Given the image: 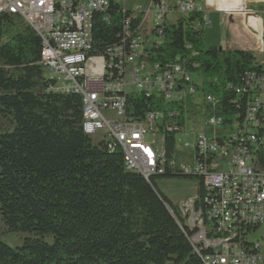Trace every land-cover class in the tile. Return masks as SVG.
I'll use <instances>...</instances> for the list:
<instances>
[{
    "label": "built area",
    "instance_id": "2783aa9c",
    "mask_svg": "<svg viewBox=\"0 0 264 264\" xmlns=\"http://www.w3.org/2000/svg\"><path fill=\"white\" fill-rule=\"evenodd\" d=\"M206 1L143 0L128 7L127 0H0V13L18 16L35 31L47 90L79 94L82 131L122 150L127 170L146 180L197 179L193 194L168 209L177 220L185 217L180 227L203 264H264V241L252 238L264 224V60H257L261 70L241 78L235 93L244 100L233 103L228 120L217 114L219 99L204 91L190 45L171 61L148 60L149 48L161 44L163 26L196 11V26L211 24ZM249 1L215 8L254 18L258 11ZM251 2L264 11V0ZM111 3L124 15L120 42L92 54L93 17ZM138 45H145V55H138ZM131 95L151 97L152 108L133 116ZM190 115L201 116L199 127H189ZM161 134H169V145H161ZM194 195H202V204H194Z\"/></svg>",
    "mask_w": 264,
    "mask_h": 264
},
{
    "label": "trees",
    "instance_id": "16d2710c",
    "mask_svg": "<svg viewBox=\"0 0 264 264\" xmlns=\"http://www.w3.org/2000/svg\"><path fill=\"white\" fill-rule=\"evenodd\" d=\"M123 16L117 3L94 15L92 54L120 42ZM197 20L199 11L163 26L148 60L171 61L190 45L204 91L228 120L244 100L235 93L241 78L261 69L252 50L206 48ZM40 52L32 28L0 13V118L10 124L0 131V218L8 232L29 234L17 247L0 240V264H203L156 186L160 177L127 170L119 150L82 131L81 96L47 90ZM128 102L136 117L152 108L146 95Z\"/></svg>",
    "mask_w": 264,
    "mask_h": 264
},
{
    "label": "rangeland",
    "instance_id": "374dc122",
    "mask_svg": "<svg viewBox=\"0 0 264 264\" xmlns=\"http://www.w3.org/2000/svg\"><path fill=\"white\" fill-rule=\"evenodd\" d=\"M143 0H127L126 6L130 7L132 4L141 3ZM249 5L257 10L254 14V19H242L239 15L234 16V22L230 23L228 17L224 12H209L208 18L211 24L204 28V44L206 48L217 47L226 49L231 47L236 49L241 47L243 42L241 39L249 41L248 33H252L256 40H253V49L255 50V56L257 60H264V11H262V4L254 5L249 1ZM255 23V24H254ZM244 24L247 26L244 28ZM235 43L231 45L229 43ZM251 45V41H249ZM230 45V46H229ZM199 95V94H197ZM196 94L192 95L188 99L191 100L190 104L197 101ZM188 105V109H191L193 105ZM197 107V106H196ZM201 116L188 117L189 127L197 128L200 124ZM10 129V124L0 118V131ZM197 184V179H187L181 177L172 178H158L156 180V186L159 191L174 205H179L185 198L189 197L194 192V186ZM29 236L28 233H10L7 231L0 218V240L11 247L20 246L25 237ZM262 237L264 241V224L258 229L257 233L252 236L253 239ZM47 242L52 241L51 236L44 237ZM264 251V249H263Z\"/></svg>",
    "mask_w": 264,
    "mask_h": 264
},
{
    "label": "crops",
    "instance_id": "0c3cea01",
    "mask_svg": "<svg viewBox=\"0 0 264 264\" xmlns=\"http://www.w3.org/2000/svg\"><path fill=\"white\" fill-rule=\"evenodd\" d=\"M239 0H208V2L206 1V3H204L205 5V8H206V11H207V15L209 14V12H212V11H215V12H220V11H217L215 6L216 7H219V6H234L236 4H238ZM226 14V13H225ZM227 17H228V21L230 23H233L234 22V16H230L229 14H226ZM237 15V14H236ZM242 17V19H249V20H253L254 18H248L246 16H242V15H239ZM255 24V23H254ZM247 26L244 24V28H246ZM246 32L248 33V39L249 41H251V45L249 44V41L247 43L246 40L244 39H241V41L243 42V45H241V47H237L236 49H244V50H252V51H255L253 48V40H256L255 37L252 33H249L248 30H246ZM231 45H234L235 43H229ZM230 46V45H229ZM226 49H232L231 47H228Z\"/></svg>",
    "mask_w": 264,
    "mask_h": 264
},
{
    "label": "bare ground",
    "instance_id": "6f19581e",
    "mask_svg": "<svg viewBox=\"0 0 264 264\" xmlns=\"http://www.w3.org/2000/svg\"><path fill=\"white\" fill-rule=\"evenodd\" d=\"M138 55H145V45H138ZM247 99H254V91H247ZM165 134H161V145H165ZM122 153L123 157V151L119 150ZM136 173H139L141 176H143V173L140 171H133ZM194 204H202V195H194ZM182 219V222L185 225V217H180ZM194 252L196 253V243L190 242Z\"/></svg>",
    "mask_w": 264,
    "mask_h": 264
}]
</instances>
